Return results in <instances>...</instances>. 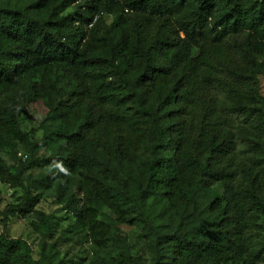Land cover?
<instances>
[{"label":"trees","instance_id":"1","mask_svg":"<svg viewBox=\"0 0 264 264\" xmlns=\"http://www.w3.org/2000/svg\"><path fill=\"white\" fill-rule=\"evenodd\" d=\"M13 2L0 1V94L49 96L38 140L20 105L0 106L14 189L0 223L29 219L44 241L35 259L0 231V264L264 262V0ZM55 186L73 217L60 238L88 257L45 241L57 217L36 207ZM119 224L142 230L147 258Z\"/></svg>","mask_w":264,"mask_h":264},{"label":"rangeland","instance_id":"2","mask_svg":"<svg viewBox=\"0 0 264 264\" xmlns=\"http://www.w3.org/2000/svg\"><path fill=\"white\" fill-rule=\"evenodd\" d=\"M3 3L10 2L12 5L13 0H0ZM18 3H22V1H18ZM109 20H104V23L108 24ZM61 74V73H60ZM58 75L56 78V82L59 86H62L66 91L68 86L65 88V83L67 82V77L63 74ZM264 84V81H263ZM42 87L44 89L51 88L50 83L47 81H43ZM47 87V88H46ZM262 93L264 95V86H262ZM29 90L26 85L20 83H13L10 85L9 90L7 92H3L0 94V106L3 107L4 104L11 105V101L15 104L21 106V112L19 115V123L22 129L33 136L35 140L40 139L42 135V129L40 127V123L45 118V112L48 110L42 101L48 99V94L43 93L40 98L36 99L35 102L32 99L28 98ZM61 97H66V93H62ZM10 103V104H9ZM18 107H14L12 110H17ZM23 152V149L20 150L19 154ZM42 170H34L33 173L36 175L40 173ZM14 189L7 183L0 181V209H3L8 203H12L13 199L11 197V193ZM58 187L51 188L49 190H45L44 194L38 203L36 209L44 212L45 214H53L57 217V224L52 230L53 238L45 239L47 245L54 244L55 249L58 251L59 256L62 258L71 257L73 255H81L86 256L88 252V244H75L73 242H65L64 239L60 238L61 233H63L66 227L69 224V221H73V217L71 214H67L65 210H62L61 204L58 202L57 198ZM117 232L124 237L127 242L133 246L134 251L137 255L143 256L147 258V252L145 251V245L142 238V230L140 228L129 226L127 224H119L117 226ZM0 231H4L9 237H19L24 239L31 247L32 254L35 259L38 258L37 250L42 242L44 241V237L41 236L38 232L34 231L33 227L30 224L29 219H18V218H10L6 224L0 223ZM68 235V234H66ZM261 232L256 233V238L258 240H262ZM256 264H264V262H257Z\"/></svg>","mask_w":264,"mask_h":264},{"label":"clouds","instance_id":"3","mask_svg":"<svg viewBox=\"0 0 264 264\" xmlns=\"http://www.w3.org/2000/svg\"><path fill=\"white\" fill-rule=\"evenodd\" d=\"M96 20V18L94 17V19L90 22V23H88V27H91V25L93 24V22Z\"/></svg>","mask_w":264,"mask_h":264}]
</instances>
